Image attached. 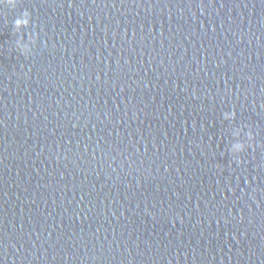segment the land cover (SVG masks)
<instances>
[{"label":"water","instance_id":"1","mask_svg":"<svg viewBox=\"0 0 264 264\" xmlns=\"http://www.w3.org/2000/svg\"><path fill=\"white\" fill-rule=\"evenodd\" d=\"M0 264H264V0L0 4Z\"/></svg>","mask_w":264,"mask_h":264},{"label":"clouds","instance_id":"2","mask_svg":"<svg viewBox=\"0 0 264 264\" xmlns=\"http://www.w3.org/2000/svg\"><path fill=\"white\" fill-rule=\"evenodd\" d=\"M19 0H0V4H6L10 6L11 8H16L18 5ZM14 27L16 28L18 33H22L23 29L28 27L32 21H31V13L27 10L23 11L20 16H18L14 20ZM29 39L25 40L24 37L21 35L20 39L17 41V48L20 50V52L24 56H29L32 54L33 51V45L37 43L39 40V33L32 32L29 33ZM236 113L234 111L231 112H225L224 118L226 120H233L235 119ZM242 129L237 128L234 130L233 135L237 137L236 141L232 143L231 145V152L233 154H239L245 151L247 145L243 140H240L239 137L241 136ZM253 136V133L249 131L247 133L248 139H251Z\"/></svg>","mask_w":264,"mask_h":264}]
</instances>
